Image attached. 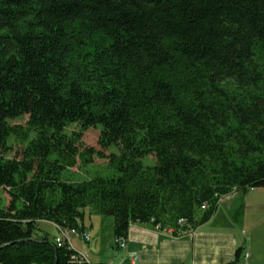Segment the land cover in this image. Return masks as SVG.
<instances>
[{
  "label": "trees",
  "instance_id": "16d2710c",
  "mask_svg": "<svg viewBox=\"0 0 264 264\" xmlns=\"http://www.w3.org/2000/svg\"><path fill=\"white\" fill-rule=\"evenodd\" d=\"M0 189V264H90L41 221L89 243L85 211L112 217L114 242L264 189V0H0Z\"/></svg>",
  "mask_w": 264,
  "mask_h": 264
},
{
  "label": "crops",
  "instance_id": "0c3cea01",
  "mask_svg": "<svg viewBox=\"0 0 264 264\" xmlns=\"http://www.w3.org/2000/svg\"><path fill=\"white\" fill-rule=\"evenodd\" d=\"M255 190L221 202V208L197 227L192 237H174L152 224H132L123 249L117 248L111 238L118 251L106 255V264H264V197L260 193L263 189ZM38 228L51 237L57 234V227L48 222H39ZM92 229L93 225L91 231L85 228L90 242ZM69 241L90 264H101L93 262V247L84 246L75 236Z\"/></svg>",
  "mask_w": 264,
  "mask_h": 264
},
{
  "label": "rangeland",
  "instance_id": "374dc122",
  "mask_svg": "<svg viewBox=\"0 0 264 264\" xmlns=\"http://www.w3.org/2000/svg\"><path fill=\"white\" fill-rule=\"evenodd\" d=\"M26 121V118H22L15 121H10L11 124H20L23 125ZM78 127L76 125H70L66 132L69 133L71 131H77ZM100 131V127H97L96 129H90L83 133L81 143L84 147H92L95 150H100L97 145L98 135ZM8 143L12 146V151H16L19 149V147L22 146L21 141L16 140L15 138H10L8 140ZM111 152H115V149H111ZM110 151H104L103 153H109ZM151 158H148V161L146 164L151 165L153 162ZM109 170L107 168V162L106 159H97L94 158V162L92 165H89L87 167H75L67 171V174L65 175V178H68L70 181H84L86 179L92 178L95 175H109ZM257 191V190H255ZM261 196L264 197V189L261 190ZM257 193V192H256ZM237 193H231L229 196H227L223 201H227L231 198H233ZM238 195L241 196L239 193ZM7 196L4 193V190L0 189V208L3 206H6L7 204ZM221 208V205L218 206ZM219 208V209H220ZM113 218L112 217H105V216H99L95 214H89L88 211H85L83 223L85 224V228L88 231H91L92 225H93V231L91 232L92 241L90 243H83L84 246H89L90 248L93 247V262H100L105 263L108 262L106 260V257L109 255H114L118 250L113 247L111 244V238H112V228H113ZM58 234V231H57ZM56 234V236H57ZM95 234V235H94ZM55 236V237H56ZM107 255V256H106Z\"/></svg>",
  "mask_w": 264,
  "mask_h": 264
},
{
  "label": "built area",
  "instance_id": "2783aa9c",
  "mask_svg": "<svg viewBox=\"0 0 264 264\" xmlns=\"http://www.w3.org/2000/svg\"><path fill=\"white\" fill-rule=\"evenodd\" d=\"M229 196V195H227ZM221 197L219 200H218V205L223 202V200L227 197ZM206 207L205 206H202L201 207V210H204ZM184 225V221L183 220H180L178 222V226L179 228L178 229H169L168 231H170L171 235H173V233H176L177 236H174V237H181V236H184V235H188L190 237H192L194 235V231L195 230H191V229H188L186 231H182L180 227H182ZM57 231H58V234L57 236L55 237V243L58 245V246H61V244H63V242L67 241L69 244H70V237L71 236H78V234L74 231V230H64V231H60L58 228H57ZM82 238L84 241L88 242L89 241V236L86 235V234H83L82 235ZM114 243L118 246L119 249H123L125 247V243H126V240L125 239H119V240H114ZM248 255L245 254L244 255V258H247ZM80 260L83 262V260L86 261L85 257L83 255L80 254ZM87 263H89L88 261H86Z\"/></svg>",
  "mask_w": 264,
  "mask_h": 264
}]
</instances>
